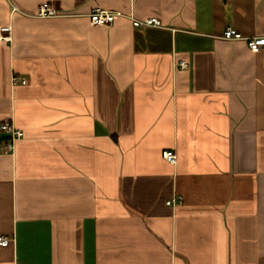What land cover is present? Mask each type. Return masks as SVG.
I'll return each instance as SVG.
<instances>
[{
  "label": "crops",
  "instance_id": "obj_1",
  "mask_svg": "<svg viewBox=\"0 0 264 264\" xmlns=\"http://www.w3.org/2000/svg\"><path fill=\"white\" fill-rule=\"evenodd\" d=\"M228 27L264 0H0V264H264V48Z\"/></svg>",
  "mask_w": 264,
  "mask_h": 264
},
{
  "label": "built area",
  "instance_id": "obj_2",
  "mask_svg": "<svg viewBox=\"0 0 264 264\" xmlns=\"http://www.w3.org/2000/svg\"><path fill=\"white\" fill-rule=\"evenodd\" d=\"M58 15V11L53 8L49 3H44L40 6L38 11V16L41 18H49L55 17ZM119 16L117 13H113L110 11L102 10V9H94L90 14L91 23L94 26H110ZM133 25L135 27H161L162 23L157 18H149L143 21L132 19ZM9 32V28L0 30V40L7 39L2 36L3 33ZM222 38L225 40H244L247 43L249 49L253 52H257L260 49L264 48V37H253V38H243L241 34L231 28L228 27L223 32ZM177 67L181 69H185L188 67L186 62L179 61ZM12 81L14 83L21 82L22 84H26L27 81L25 79L18 78L16 76L12 77ZM0 131L4 134L1 139V152L4 154H13L16 150V144L18 140L23 136V131L19 129L13 120H7L0 124ZM163 158L171 164L177 163V155L173 151H165L163 152ZM183 203V197L177 196L169 201H167L168 206L180 205ZM11 243V239L6 237H0V246L7 247Z\"/></svg>",
  "mask_w": 264,
  "mask_h": 264
},
{
  "label": "water",
  "instance_id": "obj_3",
  "mask_svg": "<svg viewBox=\"0 0 264 264\" xmlns=\"http://www.w3.org/2000/svg\"><path fill=\"white\" fill-rule=\"evenodd\" d=\"M224 2H226L227 0H223Z\"/></svg>",
  "mask_w": 264,
  "mask_h": 264
}]
</instances>
